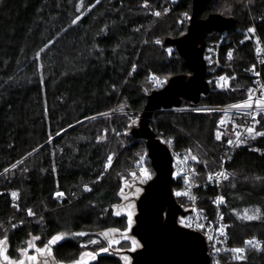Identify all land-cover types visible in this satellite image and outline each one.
Here are the masks:
<instances>
[{
    "label": "trees",
    "instance_id": "16d2710c",
    "mask_svg": "<svg viewBox=\"0 0 264 264\" xmlns=\"http://www.w3.org/2000/svg\"><path fill=\"white\" fill-rule=\"evenodd\" d=\"M191 1L0 0V240L6 239L9 257L18 258L30 237L44 245L71 232L52 246L53 258L70 264L82 243L110 228L125 229V216L113 206L146 152L130 129L152 91L151 77L191 73L175 48L163 44L184 34ZM211 13L235 20L231 46L249 27L264 45V0H212L200 15ZM252 64L253 50L242 42L229 89H211L201 97L202 110L183 100L179 109L157 111L150 120L157 136L196 171L198 205L207 217L216 193L207 179L232 132L217 140L221 112L206 108L246 98ZM258 123L256 137L235 148L222 187L227 238L244 249L243 258L223 252L220 264H264V253L244 247L246 241L264 242V112ZM109 155L116 157L108 169ZM171 188L187 208L180 176ZM57 193L66 199L60 202ZM90 264L123 262L102 253Z\"/></svg>",
    "mask_w": 264,
    "mask_h": 264
},
{
    "label": "water",
    "instance_id": "95a60500",
    "mask_svg": "<svg viewBox=\"0 0 264 264\" xmlns=\"http://www.w3.org/2000/svg\"><path fill=\"white\" fill-rule=\"evenodd\" d=\"M210 1L192 0L186 32L177 38H166L163 43L175 48L191 73L172 76L163 87L147 94L137 125L130 129L134 139L144 142L154 170V176L143 186L136 200L131 234L140 247L127 251L131 264H209L204 236L178 222L179 217H185L190 211L177 202L171 188L170 149L149 126L155 112L179 109L183 100L187 101L189 108H198L201 97L210 92L203 58L205 38L212 33L230 30L235 25L232 17L218 13L201 17Z\"/></svg>",
    "mask_w": 264,
    "mask_h": 264
},
{
    "label": "built area",
    "instance_id": "2783aa9c",
    "mask_svg": "<svg viewBox=\"0 0 264 264\" xmlns=\"http://www.w3.org/2000/svg\"><path fill=\"white\" fill-rule=\"evenodd\" d=\"M228 32L229 30L217 33V37L206 42L204 48L203 58L206 64V78H208L206 81L210 86V90L213 86L215 87L214 89L217 90L226 89L229 80L237 75L232 68L236 51L239 46H241L242 42L249 43L253 50V64L246 71V76L252 80V85L247 92L246 98L243 100L206 108L221 112V116L217 120L215 128L216 138L217 135L220 137L218 140H220L228 130L232 132V136L226 144L218 168L215 169L209 176V179H207L209 183L215 185L216 189V193L211 200V207L213 209L211 217H207L198 205L197 189L199 185L196 182V171L191 167L192 165L189 163L188 158L186 155L175 153V151L171 149L169 143L160 137L170 149L173 172L177 169L176 178L180 176L183 180L184 190L182 195L187 202V208L184 209L190 211L185 217L181 218V222L180 220H178V222L190 230L200 232L204 236L209 256V264H220L219 255L221 253L232 251L237 248L229 243L226 234V224L222 221L224 218L223 209L225 206L222 187L224 181L231 173L228 164L235 148L239 144L256 137L259 115L264 112V108L257 107L256 104V101L264 102V71L262 68L264 63L263 42L257 36L253 35V32H250L249 29H240L239 32L242 40L237 47H233L231 46V38ZM227 71L232 73L231 76L227 74ZM151 80L156 88L160 89L165 85L158 76L151 77ZM157 81L161 83H157ZM250 96L252 97L251 101H249ZM246 103H251V107H235L237 105H245ZM196 109L201 108L198 107L193 110ZM249 129H252L251 133ZM109 157H112L110 163L108 160ZM109 157L105 161V166H107L108 169L112 166L116 156L109 155ZM220 173H224L225 175L222 176ZM225 176L227 178H225ZM57 197L60 202L66 199L64 194L62 197ZM221 200L222 202H218ZM252 241H255L258 247L252 244H246V242L244 243V247L254 248L264 253V242ZM235 255L242 254L235 253Z\"/></svg>",
    "mask_w": 264,
    "mask_h": 264
},
{
    "label": "rangeland",
    "instance_id": "374dc122",
    "mask_svg": "<svg viewBox=\"0 0 264 264\" xmlns=\"http://www.w3.org/2000/svg\"><path fill=\"white\" fill-rule=\"evenodd\" d=\"M186 28H185V32H186ZM247 29L249 30L251 29L250 32H253V29L251 27ZM160 78L162 79L164 84L169 79L164 76ZM207 79L208 78H206V80ZM229 82H228V87L226 89H229L230 87ZM151 86H153L152 90L159 89L156 88L154 84ZM214 88L215 87L213 86L212 89ZM226 89H222V90H226ZM138 118H139V114L133 120V125H137ZM144 156L147 157V152H145ZM145 157H142V159L136 164L135 169L131 174V177L129 179H126L124 182H122L123 184L119 191L120 202L113 206V210L115 214L125 216L126 218L125 229L123 228L122 230H120L116 228H110L102 231L99 234V236L93 237L90 241L82 243L81 247H84V249L81 255L76 261L71 262L70 264H78V262L81 261L82 257L85 264H90L96 259L97 255L102 253L114 254L121 259L123 264H131V258L127 254V251H133L140 247V243L138 242V240L131 234V227L134 225V216L136 214V200L142 193L143 186L154 176V170L150 165L149 158L147 157L148 160H146ZM172 176L173 178L177 176V169L174 170ZM173 193L175 197L178 194H180L178 191H175ZM129 220H131V224L129 223ZM72 235L73 234L71 232L70 233L63 232L55 236H62V239L60 240H63L67 237L69 238ZM34 238L36 237H30V239L26 242L25 247L18 250L19 253L18 258L9 257L7 253L8 245L6 241V255L9 258V260L12 262V264H17L18 261H24V264H34V262L28 259L29 256H37V261L35 262V264H57L56 263L57 261L53 258L52 255L53 244L50 245V253H51L50 255L40 256L39 253L36 251L37 249H43L46 245H48L49 241L52 240V238L48 240L44 245L42 244L39 245L38 244L39 239H34ZM1 240H5V238ZM94 240H96L95 243L92 242ZM93 245L96 246L97 251L89 247ZM97 245H102V246L97 247ZM102 249H107V251H103ZM85 253H93L95 258L94 259L89 258L85 256ZM0 264H4L2 257H0ZM60 264H69V263H60Z\"/></svg>",
    "mask_w": 264,
    "mask_h": 264
},
{
    "label": "snow or ice",
    "instance_id": "6c2138e0",
    "mask_svg": "<svg viewBox=\"0 0 264 264\" xmlns=\"http://www.w3.org/2000/svg\"><path fill=\"white\" fill-rule=\"evenodd\" d=\"M156 15H160V13H156ZM79 19V17L77 18ZM76 21H73V23H75ZM251 31V29L249 30ZM157 83H161L160 81H157ZM252 97L250 96L249 97V101H251ZM256 104H257V107H260V108H264V102L262 101H256ZM235 107H251V103H246L245 105H237ZM249 132L251 133L252 132V129H249ZM219 135H217V139H219ZM111 159L112 157H109L108 160H109V163L111 162ZM193 160H195L196 158L195 157H192ZM107 168V166H106ZM220 175L224 176L225 174L224 173H220ZM225 178H227L225 176ZM86 190H89V189H86ZM13 198L16 197V193H13ZM57 196H60L62 197L63 196V193H57ZM218 202H222L221 201H218ZM29 215H33V213L31 212V210H29ZM245 218L247 219H254L255 217L253 216H248L247 213H245ZM129 223L131 224V220H129ZM76 235H84V233H77ZM106 235V234H105ZM34 239H39L38 237L34 238ZM60 239H62V236H55L52 238V240L49 241L48 245H46L43 249H37L36 251L39 253L40 256H45V255H50V245L56 243L57 241H59ZM93 243H95V241H93ZM246 244H252L254 246H257L255 244V241H246ZM103 251H107V249H102ZM233 252L237 253V254H242L244 252V249L243 248H236V249H233L232 250ZM85 256L89 257V258H92L94 259V254L93 253H85ZM0 257L3 258V261H4V264H12V262L9 260V258L7 257L6 255V239L5 240H0ZM236 259H242V255H237L235 257ZM28 259L32 262H35L37 261V256H29ZM17 264H24V261H18ZM78 264H85L84 260H83V257L81 258V261L78 262Z\"/></svg>",
    "mask_w": 264,
    "mask_h": 264
},
{
    "label": "flooded vegetation",
    "instance_id": "af4514ba",
    "mask_svg": "<svg viewBox=\"0 0 264 264\" xmlns=\"http://www.w3.org/2000/svg\"><path fill=\"white\" fill-rule=\"evenodd\" d=\"M181 218H183V217H179V219H178V220H180V222L182 221ZM56 263H57V264H60V263H64V262H58V261H57Z\"/></svg>",
    "mask_w": 264,
    "mask_h": 264
}]
</instances>
